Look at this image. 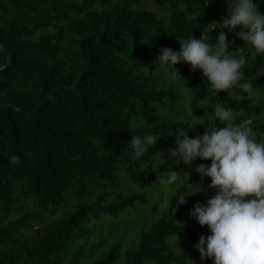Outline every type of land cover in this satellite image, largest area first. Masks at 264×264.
I'll use <instances>...</instances> for the list:
<instances>
[{
	"label": "trees",
	"instance_id": "1",
	"mask_svg": "<svg viewBox=\"0 0 264 264\" xmlns=\"http://www.w3.org/2000/svg\"><path fill=\"white\" fill-rule=\"evenodd\" d=\"M143 1L0 0V212H9L20 192L45 209L61 205L71 189L85 200L88 184L115 186L122 170L140 190L120 193L108 204L107 193H102L29 238L18 236L28 214L0 224V264H61L63 253L92 216H118L143 200L141 191L161 185L171 170L180 171L178 160L154 163L151 149L133 159L127 147L133 134L152 132L159 142H175L184 126V120L169 115L183 108L182 95L173 87L151 85L147 69L160 67L155 59L161 48L179 51L180 38L191 34L200 39L204 32L214 42L223 31L231 49L244 46L234 39L235 32L205 31L199 24L201 14L219 13L216 0H153L170 6L168 22L139 7ZM255 2L264 12V0ZM50 27L52 31H44ZM246 54L244 79L264 89V55ZM176 68L179 73L170 72L188 77L194 104L206 103L212 115L216 104L230 107L233 124L247 122L257 139L264 138V124L253 120V114L262 111L254 99L239 89L213 95L202 70H193L187 62ZM133 118H142L145 126L132 127ZM13 155L19 158L15 165ZM202 163L210 165L211 160L197 158L192 167ZM202 178L211 183V177ZM186 185L171 196L168 211L140 233L138 244L126 248L125 264L183 263L186 257L174 252L169 237L199 242L201 235L211 234L181 222L197 204L196 198L178 202ZM122 253L121 246L113 244L92 264H115ZM77 256L71 264L79 263Z\"/></svg>",
	"mask_w": 264,
	"mask_h": 264
},
{
	"label": "clouds",
	"instance_id": "2",
	"mask_svg": "<svg viewBox=\"0 0 264 264\" xmlns=\"http://www.w3.org/2000/svg\"><path fill=\"white\" fill-rule=\"evenodd\" d=\"M227 3L229 8L223 22H213L206 29L235 32L245 42L244 47L231 49L223 31L214 42L203 32L200 39L192 34L180 38L179 51L161 48L155 60L165 71L178 72L176 65L181 62L189 63L193 70H202L213 95L222 91L232 94L233 89H239L253 100L257 89L244 79L243 69L248 63L246 53L252 57L264 55V12L258 9L255 0H227ZM238 27L240 31H236ZM212 112L215 119L207 120L210 123L203 135L190 138V129L183 126L175 134L176 147L169 149L170 161L191 165L197 158L211 160L210 165L202 163L196 171L202 177H211L210 187L217 191L206 203L195 204L190 212L201 226L209 227L211 234L201 235L194 247L202 259L210 258L213 264H264V138L257 139L247 122L233 124L235 113L230 107L216 104ZM216 120L224 127L216 126ZM144 126L142 118H133L132 127ZM159 139L155 132L133 134L127 143L132 158L139 159L149 153ZM10 160L15 165L19 158L13 155ZM180 173L171 170L159 182L165 187L174 185ZM190 185L194 186L193 190L178 200L180 204L202 190L200 185Z\"/></svg>",
	"mask_w": 264,
	"mask_h": 264
},
{
	"label": "rangeland",
	"instance_id": "3",
	"mask_svg": "<svg viewBox=\"0 0 264 264\" xmlns=\"http://www.w3.org/2000/svg\"><path fill=\"white\" fill-rule=\"evenodd\" d=\"M216 3L221 6L219 13L205 12L199 16V24L204 30L213 22H223L227 15L229 5L227 0H216ZM139 7L156 12L159 17L164 18L167 22L170 19L171 8L169 5H159L153 0H144ZM100 9V7H98ZM211 27V26H210ZM53 28H46L44 31H52ZM207 30V29H206ZM205 30V31H206ZM237 28L236 31H240ZM38 37V36H36ZM234 39L241 40L243 46L245 42L236 37ZM149 83L158 88H174L175 91L182 95L183 108L178 112L171 110L169 115H175V118L184 120V127L190 129L188 135L190 138H196L203 135L202 127L209 124L208 119H215L214 115L207 110L206 103L194 104L189 96L188 77L176 76L169 71L156 68L155 70L147 69ZM236 97L241 98L239 95ZM254 104L262 107V111L253 114V120L264 124V89H257V95L254 98ZM249 120L248 122H250ZM205 122V123H204ZM220 122L215 121V124ZM192 124H203L191 126ZM175 142L158 141L155 146L150 147L154 163L162 162L169 157V149L175 148ZM180 165L179 180L171 186L163 185L155 186L147 191H141L144 194L143 200L138 201L135 206L123 210L118 216L114 217H99L92 216L90 223L86 224L85 229L79 231L76 238L71 243L62 255L61 264H71L74 261V255H78V264H92L97 260L107 249L113 244H119L122 250V257L115 264H125L124 256L126 248L137 245L140 233L148 229L151 224L161 218L169 209L170 198L175 193L178 187L185 184L186 187L182 193V197L188 195L193 190L192 185H200L201 191L186 197V201L196 198V203H206L208 199L217 191L210 187L211 183H207L200 174L191 165L178 161ZM120 179L115 186L100 182L98 185L88 184L90 194L87 199L81 200L76 189H71L66 193L64 202L57 206H50L48 209L43 208L36 198L24 194H17V202L13 205L9 212H0V224L10 220L20 218L28 214L25 226L20 227L18 236L21 238H29L35 236L38 231L45 229L48 224L54 220L63 219L70 215L80 204L84 202L93 203L96 198L107 193V204L116 198L120 193L139 192L130 176L126 171L119 172ZM250 198V197H249ZM191 211H187L182 215L181 221L183 224L200 225L197 220L190 216ZM206 230H210L208 226H203ZM168 243L177 254L185 253L184 264H213L212 259H202L200 252L194 247L197 244L188 238H180L177 235L169 237ZM153 264V262L151 261ZM181 264V263H173Z\"/></svg>",
	"mask_w": 264,
	"mask_h": 264
},
{
	"label": "crops",
	"instance_id": "4",
	"mask_svg": "<svg viewBox=\"0 0 264 264\" xmlns=\"http://www.w3.org/2000/svg\"><path fill=\"white\" fill-rule=\"evenodd\" d=\"M184 215V214H183ZM182 222V221H181ZM189 225V224H188ZM192 226H201V225H192ZM203 227V226H202ZM204 228V227H203ZM205 229V228H204ZM198 243V242H197ZM185 253H181L180 254V252L179 253H177V255H181V256H184V257H186L185 255H184ZM153 262V261H152ZM186 261H184L183 263H181V264H184ZM152 264V263H151ZM153 264H155L154 262H153Z\"/></svg>",
	"mask_w": 264,
	"mask_h": 264
},
{
	"label": "water",
	"instance_id": "5",
	"mask_svg": "<svg viewBox=\"0 0 264 264\" xmlns=\"http://www.w3.org/2000/svg\"><path fill=\"white\" fill-rule=\"evenodd\" d=\"M0 47H2V45L0 44Z\"/></svg>",
	"mask_w": 264,
	"mask_h": 264
}]
</instances>
